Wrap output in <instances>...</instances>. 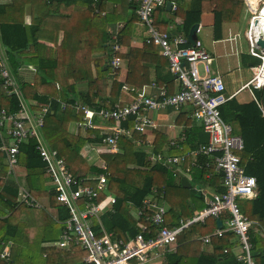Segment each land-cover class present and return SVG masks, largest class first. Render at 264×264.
<instances>
[{"label": "trees", "instance_id": "obj_1", "mask_svg": "<svg viewBox=\"0 0 264 264\" xmlns=\"http://www.w3.org/2000/svg\"><path fill=\"white\" fill-rule=\"evenodd\" d=\"M94 1L106 15L94 14L91 2ZM139 0H8L0 2V46L6 55L8 69L18 85L22 97L3 89V80L0 77V109L5 113L17 112L19 105L24 101H36L30 105V111L40 110L41 105L49 103L50 110L46 116L48 124L37 128L39 135L47 145L56 149L60 156L65 158L67 167L80 178H89L88 183L95 186L97 177L103 173L106 176L107 189L115 196L114 213L105 214L101 220L105 229L116 232L117 237L125 238L134 235L136 217L134 208H139L142 200L153 189L163 194V200L168 211L164 217V224L168 227L185 222L207 206L202 190L210 189L212 193L223 194L225 187L222 176L210 169H192L190 176L191 187L186 188L180 182L181 175L174 176L173 170L147 161L149 152L166 151L171 155L188 151L200 143L207 141V134L202 126L190 115L178 114L176 125L183 126L184 139L177 137V147L170 145L167 134L155 131L156 138L152 148L147 150L137 141V132L131 137L122 136L118 140V151L109 153L103 160L105 168L90 163L80 150L85 145H101L107 133H96L93 128H80L69 131L71 120H80L82 114L76 112L71 105L80 102L98 110L101 107L110 108L113 102L101 104L98 98L105 96L108 88L107 76L112 72L110 60L112 56V42L115 29L114 24L122 20L125 24L138 21L136 8ZM111 2V3H110ZM175 3L176 9L168 11L166 3ZM58 5L64 8L74 7L81 13L91 14V20L104 19L108 25L101 31H96L91 21H87L79 30L77 40L80 54L73 55L72 63L66 61V41L58 49ZM115 5V7H113ZM243 0H165L164 6L154 10L155 26L160 30L167 29L175 18L180 17L181 24H175L171 31L174 36L182 33L188 37L190 28L199 24L204 12L213 14L212 35L215 40L222 38L224 23H237L240 20ZM26 9L28 21L23 18V9ZM93 18V19H92ZM124 25V26H125ZM56 27V30L53 29ZM93 27V28H92ZM116 27V24H115ZM124 28V27H123ZM116 35L120 44L119 52L122 61L126 63L127 74L125 81L117 80L114 74L110 98H117L124 85L131 87L129 94L137 93L146 85L153 83L152 92L157 93L163 85L169 92H173L174 76L167 68V60L160 53L158 47L142 43L140 47H132L130 37L121 33ZM186 43L184 46H189ZM52 51V52H51ZM51 52V53H50ZM55 60L53 68H40L37 65L39 58ZM252 67L259 65L260 60L252 57ZM64 60V63L62 62ZM69 60V59H67ZM66 61V62H65ZM93 61L96 67V77L77 71V63L81 65ZM21 64H35L32 79L25 80L20 73ZM80 65V66H81ZM59 66H66L71 72L72 82L65 88L58 90L55 83L60 81ZM85 66V65H84ZM85 81L87 87L78 91L76 83ZM54 82V84H52ZM10 90L11 87H8ZM255 99L241 103L232 97L220 107L222 119L232 126L234 134L242 137L244 148L239 153L241 164L247 175L257 180V195L252 198H242L237 203L242 213L248 215V206L252 207V214L262 215L264 221V114L257 100H260L261 90H254ZM132 98V97H131ZM66 107H62V103ZM97 117H94L96 119ZM93 119V120H94ZM134 117L129 116L120 126L131 128ZM114 126L113 121H109ZM95 125V124H94ZM6 127L1 126L3 140L1 144H9V135ZM85 132V135H84ZM36 136L29 135L19 144L17 164L10 169L5 151L0 148V254L2 244L11 242L10 260L0 257V264H88L83 258L86 252L77 245L57 248L52 243L59 239L63 221L67 219V208L55 200V192L50 184L49 175L45 171L44 162L36 149ZM165 149V150H164ZM22 170L21 174L18 171ZM210 176H207V173ZM197 187V189H196ZM22 189V190H21ZM24 191L34 198L39 207L25 203L20 194ZM103 201L105 195L97 196ZM258 206V207H257ZM51 210V211H50ZM230 215L221 213L218 218L225 220ZM250 214V218H251ZM249 218V217H248ZM216 229V217H207L203 222L188 225L178 235L174 249L166 251L159 264H245L237 259L235 245L237 239L233 233L227 232L221 237L212 236L208 244L202 243L196 237L212 233ZM96 234H100L97 232ZM252 242V256L254 264H264V237L249 230ZM226 249V252H224Z\"/></svg>", "mask_w": 264, "mask_h": 264}, {"label": "built area", "instance_id": "obj_2", "mask_svg": "<svg viewBox=\"0 0 264 264\" xmlns=\"http://www.w3.org/2000/svg\"><path fill=\"white\" fill-rule=\"evenodd\" d=\"M245 9H248L247 28L244 38L249 46L252 57L260 60L256 66L254 75L248 82L239 88L261 90L264 86V45L260 47L257 41L264 42V30L259 25L264 20V0H243ZM165 0H139L136 15L139 23L146 29L144 43L152 44L159 48L160 53L167 60L169 72L175 76L177 86L173 92H169L167 86L163 85L157 93H146L141 90L131 101L124 104H113L110 108L101 107L94 110L87 105L75 102L71 107L82 114L80 120H74V127L84 131L93 128L94 117L101 121H113L109 133L103 138L101 145L108 146L109 153L118 151V140L122 136L131 137L137 132V141L142 140L140 135L147 129H155L154 122L148 113L152 111L175 109L181 110L189 107L190 115L199 123L207 134V141L200 143L192 149L180 154L171 155L166 151L149 152L147 161L151 164L160 165L173 170L175 176L189 177L192 169H210L221 174L225 193H211L212 199L206 196L207 206L185 222L168 227L164 224L167 207L162 203L163 194L156 189L147 195L139 208H134L136 217L134 235L125 238L117 237L116 232L105 229L101 220L105 214L114 213L115 196L108 191L106 176L101 173L97 177L95 186L88 183L89 178L76 176L66 165L65 158L60 156L42 140L37 128L45 126L46 116L50 110L49 103L41 105L40 110L30 111V105L20 103L17 112L6 114L0 109V128L6 127L5 131L9 137V144H1V150L5 151L6 161L11 168L17 164L19 144L26 140L29 135L36 136V149L41 160L44 162L45 171L49 175L50 184L55 192V200L67 208L68 217L63 221L60 237L57 241L50 243L57 248L69 245L80 246L86 255L83 258L88 264H153L154 261L163 258L166 251L172 250L176 245L177 238L182 229L196 222H203L207 217H216L227 212L230 217L221 220L222 226L197 238L204 244H208L212 236L221 237L231 232L237 239V259L245 264H254L252 256V242L249 230L252 222L242 213L237 203V197L253 198L257 194V180L252 175H247L241 164L239 153L244 148V142L240 135L234 134L232 126L226 123L220 115V107L231 99L234 94L226 93L225 82L220 74L212 71L213 57L202 46L198 38L193 45L184 46L188 43V37L182 33L174 36L171 31L175 24H181L182 20L175 19L167 29L160 30L155 26L153 13L158 7L164 6ZM94 14L105 16L106 11L100 10L94 1L91 2ZM172 11L176 5L172 3ZM170 9V10H171ZM124 27L123 23H117L112 42V56L110 67L113 74L119 71L122 65L120 44L116 35ZM201 31L200 25L196 28V35ZM3 47L0 46V77L3 80V89L22 97L19 88L14 82L5 61ZM126 86V85H125ZM124 86V87H125ZM8 87H11L9 90ZM127 87V92L131 91ZM238 90V91H239ZM262 113L264 108L261 100H257ZM33 106V105H32ZM66 107V103L61 105ZM129 116L134 117L133 126L129 129L120 126L121 122ZM177 137L170 141V145L177 147ZM0 139L2 133L0 131ZM179 140L184 139L181 131ZM105 168V166H101ZM210 176V173H207ZM22 190V189H21ZM105 195L103 201H98V194ZM204 193V192H203ZM162 195V196H161ZM20 198L28 205L39 207L34 198L26 191L20 194ZM98 229L96 234L95 229ZM11 242L2 244L0 257L6 261L10 260ZM226 252V249H224Z\"/></svg>", "mask_w": 264, "mask_h": 264}, {"label": "crops", "instance_id": "obj_3", "mask_svg": "<svg viewBox=\"0 0 264 264\" xmlns=\"http://www.w3.org/2000/svg\"><path fill=\"white\" fill-rule=\"evenodd\" d=\"M2 1L8 2V0H0V2H2ZM173 4H175V3H173ZM113 7H115V5H113ZM58 15L62 16V20L60 22L58 21L59 30H58V44H57V46L59 49L60 47H62L63 40L64 39L67 40L66 41L65 54L67 55L66 61H68V63L69 62L72 63V61L74 60L73 59L74 54H80L81 53L80 49L77 48L78 47L77 40H78V36H79V30L82 28L83 24H86L87 21H91V23L94 26V28L96 29V31H101V29L103 27H106L107 29L110 28V27L108 28V25L104 23V19L102 17L97 19V20H91V17H92L91 14H87L86 12L81 13L80 11H77L74 7L64 8V7L58 5ZM23 18L25 21H28V15L26 13L25 7L23 9ZM175 19L181 20L180 17H176ZM117 23H124V21L119 20L115 24H117ZM115 24L112 27V29H115ZM212 24H213V14L211 12H206V13L204 12L200 17V22H199L200 28L202 29L203 26H208L211 29V34H212ZM228 27L229 26L223 27L222 33ZM121 33L130 37V39H131L130 44L132 47H140V46H142V43L144 41L143 39L146 36V29L141 23H139V21H137V22H134L132 24H126L124 26L123 30L121 31ZM220 40H222V38L219 40H215V41H220ZM67 59H69V60H67ZM238 61H239V59H236V62H238ZM241 61H243L245 63V55L243 57H241ZM62 62L64 63V60H62ZM24 65H27V67H31L32 69L24 70V69H21L23 66L20 65V68H19L20 73L25 78V80L30 81L32 79L33 72L35 70V68L32 66L34 64H24ZM37 65L40 68H53L56 65V62L54 59H52L50 57H49V59L39 58L37 61ZM76 65H77V71H80L81 73L86 74L87 76H89L91 73L93 78L96 77V67H95V63L93 61H91L89 63L88 67L86 64H84L85 66L81 65L80 62L77 63ZM249 65H251V63H249ZM68 69L69 68H66V66H59L58 67V71L60 74V81L55 83L58 90L65 88L67 84H70L72 82L71 72ZM212 71H213V68H212ZM126 74H127L126 63L122 62L121 68L117 72V80L121 81V82L125 81ZM225 78H224V82H225L227 94H229V95L234 94L233 97H235L237 99V101H239L241 103L249 102L252 99H255L254 90H251L249 88H243V89L239 90V88H241L242 85H244L246 82H248L251 77L247 81L241 82L240 81L242 79L241 77L237 78V77L233 76L232 73H228L225 75ZM114 79H115V77H114L113 73L108 74V76H107L108 88L106 89V94H105V96L98 98V101L102 105L109 102V100H111L113 102V104L121 105V104H124V103L131 101V99H132L131 96L129 95V93L127 92V87L128 88H131V87H129L127 85L126 86L124 85L125 87L123 86V88L119 92V96L117 98H110V95L112 94L111 89H113L112 83H113ZM153 86H154V84L150 83L149 85L144 86L141 90H144V92H146V93H153L152 92ZM176 86H177V81H176L175 76H174L173 88L175 89ZM75 87L78 91H80V90L87 87V83H85V81H81L79 83H76ZM189 109H190L189 107H185L181 110L168 109V110H164V111H152L151 117L154 120V122L157 123V127L155 129H147V131H145L143 134L140 135V138L142 140L140 142V145L147 150L151 149L153 142L156 138V136H155L156 132L155 131L165 132V134H167L168 142L171 141L174 137L179 135L183 129V126L176 125V123H175L176 116L178 114H182L185 116L190 115ZM190 117H191V115H190ZM73 122H74V120H71L69 123V128H68L69 131H74L76 129L74 127ZM94 124H95V126L92 130H94L96 133H100V134L110 132V130L113 126V124L101 121L98 118L94 119ZM84 135H85V132H84ZM163 153H165V152H163ZM94 164L96 166H99V167L104 166L103 161L101 163L96 162ZM189 177H186V178L189 180V182L191 183V186H192L193 183L190 181ZM202 191L204 192L203 193L204 195L206 194V196H207V193H210V194L212 193L210 189H206V190H202ZM248 199H252V198H248ZM161 201H162V203H164V205H166L164 200H161ZM258 209L261 211L264 210V208L263 209L258 208ZM251 210H252V207L248 206L247 217H249L248 219L252 222V229H253V231H255L259 234L261 233L260 235L264 237V221L260 220L262 215H258L257 213L254 215V214H252ZM250 214L252 216L251 218H250ZM234 247L236 248L237 246L235 245ZM235 251L237 253L238 249L236 248Z\"/></svg>", "mask_w": 264, "mask_h": 264}, {"label": "rangeland", "instance_id": "obj_4", "mask_svg": "<svg viewBox=\"0 0 264 264\" xmlns=\"http://www.w3.org/2000/svg\"><path fill=\"white\" fill-rule=\"evenodd\" d=\"M249 16H250V12L248 11V9H245L244 7L242 9V14L238 23H229V24L224 23L223 27L226 26L229 27L222 33L223 37L222 40L220 41L214 40L211 34V29L208 26H203V28L197 35L198 40L200 41L202 46L213 57V63L211 65V67L213 68V72L220 74L222 78L223 77L225 78L226 74L232 73V75L237 78L241 77L242 78L240 80L241 82H245L250 77H252L256 71V68L252 67L253 59L249 57L250 54L249 46L244 38ZM53 29L56 30V27ZM244 55H245V63L241 61V57H243ZM236 59H239V61L236 62ZM249 63H251V65H249ZM34 65L32 66L36 68L35 67L36 65L35 66ZM21 66H23L21 69L24 70L32 69L31 67H27V65L24 64H21ZM52 84H54V82H52ZM30 102L32 103V105L36 104V101L34 100H31ZM160 111H164V110H160ZM151 113L152 112H149L148 116L152 119ZM48 124L46 125L48 126ZM108 151L109 149L108 146L106 145L102 146L100 144L99 145L92 144L82 147V149L80 150V155H83L86 158V160L89 161L90 163H96V162L101 163L103 160H105V158L108 157L107 156L109 154ZM18 171L21 174L22 170H19L18 168ZM189 179L191 181V176L189 177ZM241 199H242L241 197H237V202ZM161 200H163V197L161 198ZM44 244L51 245L50 243H43V245ZM162 260L163 258H160L154 261L153 263L159 264L160 262H162Z\"/></svg>", "mask_w": 264, "mask_h": 264}, {"label": "water", "instance_id": "obj_5", "mask_svg": "<svg viewBox=\"0 0 264 264\" xmlns=\"http://www.w3.org/2000/svg\"><path fill=\"white\" fill-rule=\"evenodd\" d=\"M171 6H172V2H167L166 3V9L168 11H170ZM197 27H198V24L192 25V27L190 28V31L188 33V43L191 44V45H193L195 43L196 39H197V35L195 33ZM257 45H259L260 47H262L264 45L263 40L262 39H259L257 41ZM260 100H261L262 106L264 108V86L261 89V97H260ZM180 182H181L182 186H184L186 188L191 187V183L189 182V180L185 176H182L180 178ZM196 189H197V187H196ZM207 196L210 199L213 198V196L210 193H207ZM221 226H222V221L220 220V218H216V227L217 228H220Z\"/></svg>", "mask_w": 264, "mask_h": 264}, {"label": "bare ground", "instance_id": "obj_6", "mask_svg": "<svg viewBox=\"0 0 264 264\" xmlns=\"http://www.w3.org/2000/svg\"><path fill=\"white\" fill-rule=\"evenodd\" d=\"M260 26L263 27V30H264V20H261L260 23H259Z\"/></svg>", "mask_w": 264, "mask_h": 264}]
</instances>
